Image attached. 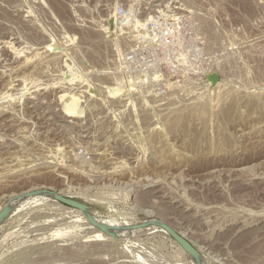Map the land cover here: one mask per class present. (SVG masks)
Instances as JSON below:
<instances>
[{"label":"rangeland","instance_id":"obj_1","mask_svg":"<svg viewBox=\"0 0 264 264\" xmlns=\"http://www.w3.org/2000/svg\"><path fill=\"white\" fill-rule=\"evenodd\" d=\"M1 214L0 264H264V0H0Z\"/></svg>","mask_w":264,"mask_h":264},{"label":"bare ground","instance_id":"obj_2","mask_svg":"<svg viewBox=\"0 0 264 264\" xmlns=\"http://www.w3.org/2000/svg\"><path fill=\"white\" fill-rule=\"evenodd\" d=\"M52 3H54V2H52ZM5 11H7V10H5ZM13 12V11H12ZM7 13V12H6ZM163 15V14H162ZM74 40V39H73ZM34 42V41H33ZM53 45H55V44H53ZM33 46V45H32ZM31 46V47H32ZM40 46V45H39ZM49 47V46H48ZM11 48H13L14 49V51H17V49L15 48V46L14 47H11ZM52 48H56V46H54V47H52ZM20 49V48H19ZM25 50V49H24ZM34 50V49H33ZM54 50V49H53ZM52 50V51H53ZM57 51V50H56ZM47 52V51H46ZM15 54V53H14ZM19 54H22L21 52H19L18 53V55ZM47 54V53H46ZM28 55V54H27ZM27 57V56H26ZM28 59V58H27ZM26 59V60H27ZM58 61V60H57ZM60 62V61H59ZM56 63V62H55ZM69 68V67H68ZM30 69V68H29ZM23 73V72H22ZM87 91V90H86ZM84 92H85V90H84ZM91 92V91H90ZM8 93V92H7ZM7 93H6V95H7ZM65 93V92H64ZM71 93V92H70ZM69 92H68V94L67 93H65V94H63L62 96H61V98L62 99H64V100H66V102L67 103H65V102H63V103H65V105H64V107H63V110H62V112H63V115H65V116H67L68 118H78V116H79V114H80V110L78 111L77 110V105H78V100L79 99H77L76 98V96L75 95H71ZM88 93H89V91H88ZM122 93V89L121 88H116L115 87V89H112V90H110L109 91V96H111V98L113 97V98H115V96H117L116 98H118V96L120 95ZM122 95V94H121ZM210 96V95H209ZM2 97V96H1ZM12 98V97H11ZM110 98V97H109ZM215 101V100H214ZM54 196V195H53ZM52 197V196H51ZM53 198V197H52ZM95 217H92L91 218V220H92V222H93V224H95L100 230H102L103 232H107V233H111V232H109V228L106 226V225H108V224H103L102 222H100L99 220H96V219H94ZM102 221V220H101ZM92 226V225H91ZM113 234V233H112ZM114 235V234H113ZM183 252H184V254L186 253L187 255H189V256H192V255H194V252L193 251H191V250H189V251H186V250H182Z\"/></svg>","mask_w":264,"mask_h":264},{"label":"water","instance_id":"obj_3","mask_svg":"<svg viewBox=\"0 0 264 264\" xmlns=\"http://www.w3.org/2000/svg\"><path fill=\"white\" fill-rule=\"evenodd\" d=\"M55 200L64 206L71 207V208L78 209V210H83L86 207V205L80 202L74 201L72 199H68L62 195H55ZM2 216L3 214L0 215V219ZM165 229L170 234V236L182 247V249L186 251H189V250L193 252L196 251V249L188 241H186L183 237H181L180 234H178L176 230L170 227H165Z\"/></svg>","mask_w":264,"mask_h":264}]
</instances>
